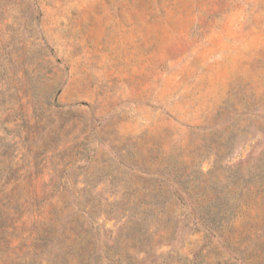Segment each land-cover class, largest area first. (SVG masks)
<instances>
[{
	"label": "rangeland",
	"instance_id": "374dc122",
	"mask_svg": "<svg viewBox=\"0 0 264 264\" xmlns=\"http://www.w3.org/2000/svg\"><path fill=\"white\" fill-rule=\"evenodd\" d=\"M0 264H264V0H0Z\"/></svg>",
	"mask_w": 264,
	"mask_h": 264
}]
</instances>
